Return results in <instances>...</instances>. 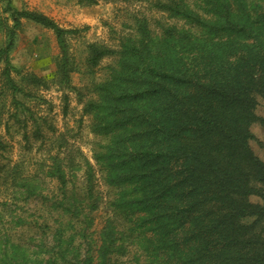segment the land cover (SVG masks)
Segmentation results:
<instances>
[{"label":"trees","instance_id":"16d2710c","mask_svg":"<svg viewBox=\"0 0 264 264\" xmlns=\"http://www.w3.org/2000/svg\"><path fill=\"white\" fill-rule=\"evenodd\" d=\"M10 6L12 26L0 48L4 86L13 94L19 89L9 60L21 19L54 33L67 83L66 36L74 32ZM158 8L199 32L159 43L142 26V40L123 46L119 68L99 86L100 103L85 107L93 130L110 136L108 152L96 159L105 163L107 184L122 194L115 206L138 223L144 264H264V204L249 202L264 199V163L248 146L252 124L264 125L254 114L256 97L264 98V0H210L211 19L181 4ZM89 49L92 66L114 53ZM85 190L91 193L92 180ZM110 247L104 240L98 264ZM17 253L2 264L58 261L54 254L43 261Z\"/></svg>","mask_w":264,"mask_h":264},{"label":"rangeland","instance_id":"374dc122","mask_svg":"<svg viewBox=\"0 0 264 264\" xmlns=\"http://www.w3.org/2000/svg\"><path fill=\"white\" fill-rule=\"evenodd\" d=\"M8 1L74 33L66 36L67 83L54 33L24 19L9 60L17 70L11 73L19 88L14 94L3 84L0 64V264L17 252L43 261L54 254L56 264H98L104 240L111 247L103 264H144L138 223L115 206L122 194L107 184L104 162L96 159L108 152L110 136L93 130L94 116L85 107L100 103L99 86L119 68L123 46L142 40V26L159 43L199 32L159 4H181L211 19L205 13L210 0H0V48L12 26ZM91 45L114 53L92 66ZM256 101L254 114L264 119V98ZM250 131L248 146L264 163V125L253 123ZM88 179L91 193L85 190ZM249 202L262 206L264 199L254 195Z\"/></svg>","mask_w":264,"mask_h":264}]
</instances>
